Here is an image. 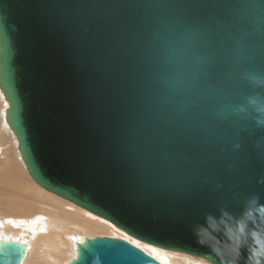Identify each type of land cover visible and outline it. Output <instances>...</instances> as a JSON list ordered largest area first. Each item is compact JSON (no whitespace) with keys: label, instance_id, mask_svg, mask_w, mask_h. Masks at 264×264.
<instances>
[{"label":"water","instance_id":"95a60500","mask_svg":"<svg viewBox=\"0 0 264 264\" xmlns=\"http://www.w3.org/2000/svg\"><path fill=\"white\" fill-rule=\"evenodd\" d=\"M249 75L264 76V0H0L4 120L29 177L132 239L210 264L190 228L222 208L239 216L252 195L264 203V129L248 105L264 88ZM26 252L0 240V264ZM97 256L161 264L107 236L76 242L68 264Z\"/></svg>","mask_w":264,"mask_h":264},{"label":"bare ground","instance_id":"6f19581e","mask_svg":"<svg viewBox=\"0 0 264 264\" xmlns=\"http://www.w3.org/2000/svg\"><path fill=\"white\" fill-rule=\"evenodd\" d=\"M5 104L0 98V240L27 245L22 264H68L75 257L76 242L103 236L139 244L138 248L161 264H210L132 239L109 222L39 187L29 177L17 140L5 123Z\"/></svg>","mask_w":264,"mask_h":264},{"label":"clouds","instance_id":"9594fccd","mask_svg":"<svg viewBox=\"0 0 264 264\" xmlns=\"http://www.w3.org/2000/svg\"><path fill=\"white\" fill-rule=\"evenodd\" d=\"M245 79L264 88V76L249 75ZM248 105L253 109L255 126L264 129V97H249ZM245 111L243 107L237 109V113ZM261 142H264V137L258 144ZM259 183H264V180ZM260 199L259 195L247 198L239 216H233L223 208L218 218L207 214L203 225L190 228L195 243L208 248L219 258V264H241L242 252L246 253L243 264H264V203ZM93 264H101L98 256Z\"/></svg>","mask_w":264,"mask_h":264},{"label":"snow or ice","instance_id":"6c2138e0","mask_svg":"<svg viewBox=\"0 0 264 264\" xmlns=\"http://www.w3.org/2000/svg\"><path fill=\"white\" fill-rule=\"evenodd\" d=\"M7 54H8V53L6 52V55H7ZM3 96H4V93H3V92H0V98H3ZM9 103H11V102L8 101V103L5 104V108H6V109L8 108V104H9ZM2 115L5 116V118H6V122H10V121H7V117L10 116L11 113L5 111L4 113H2ZM133 243L136 244L135 241H133ZM136 246L139 247V244H136ZM153 252L155 253V249H153ZM165 264H166V262H165Z\"/></svg>","mask_w":264,"mask_h":264},{"label":"rangeland","instance_id":"374dc122","mask_svg":"<svg viewBox=\"0 0 264 264\" xmlns=\"http://www.w3.org/2000/svg\"><path fill=\"white\" fill-rule=\"evenodd\" d=\"M1 169V168H0Z\"/></svg>","mask_w":264,"mask_h":264}]
</instances>
